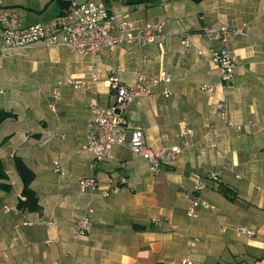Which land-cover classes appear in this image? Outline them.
Instances as JSON below:
<instances>
[{"label":"crops","instance_id":"crops-1","mask_svg":"<svg viewBox=\"0 0 264 264\" xmlns=\"http://www.w3.org/2000/svg\"><path fill=\"white\" fill-rule=\"evenodd\" d=\"M106 5L111 12H129L137 25L164 22V42L121 43L87 55L38 45L0 54V109L14 114L0 124V159L10 184L9 191L0 189V264H186L182 259L264 264V0H110ZM0 8L28 26L65 13L69 0H0ZM208 25L245 31L229 33L236 65L224 86L202 31ZM184 34L191 46L181 53ZM114 67L126 85L140 72L165 70L172 76L123 114L126 139L139 128L151 150L178 143L181 125L194 129L192 146L159 171L123 145L95 167L89 153L78 151L91 101L113 103L108 78ZM70 78L90 89L74 88ZM61 81V95L52 105ZM203 83L217 87L205 93ZM220 100L229 126L215 107ZM15 157L34 174L30 187L39 211L17 207L23 181ZM55 159L63 173L54 170ZM120 162L126 183L105 194L118 182ZM88 174L99 180V189H79L78 177ZM196 177L206 184L199 195L212 207H198L189 217L184 189L192 190ZM88 208L91 225L73 242V220ZM223 224L245 225L255 234L222 232Z\"/></svg>","mask_w":264,"mask_h":264},{"label":"built area","instance_id":"built-area-1","mask_svg":"<svg viewBox=\"0 0 264 264\" xmlns=\"http://www.w3.org/2000/svg\"><path fill=\"white\" fill-rule=\"evenodd\" d=\"M163 27L164 22H146L137 25L129 12L122 14L111 12L104 2L69 0V8L65 13L56 15L46 22L28 26H20L11 10L0 8V54L38 45L41 47H65L69 51L87 55L121 43L137 45L162 43L165 40ZM202 31L211 42L208 48L209 55L215 65L217 78L224 86L233 79L236 65L235 50L229 39V33L245 34V31L242 28L231 30L225 25L204 26ZM180 44L181 53L191 46L188 34L181 37ZM119 71L118 67H114L108 78V86L114 97L113 103L104 106L94 100L91 101V116L86 123L85 138L79 145L78 151L89 153L92 157V166L95 167L103 160L113 159L114 147L123 145L133 154L146 160L152 171H159L161 164L175 162L184 150L192 146L191 138L195 131L188 125H181L178 132L179 142L157 150H151L145 145L144 133L139 128L131 129L129 138L126 139L125 131L128 126L123 114L128 106L137 99L151 97L154 87L159 83L168 84L172 80V76L165 70H161L155 75L140 72L132 84L126 85L122 82ZM96 78V75L92 74V79L96 80ZM67 82L74 88L83 86L85 89H90L89 84H81L77 79L70 78ZM63 84L64 82L61 81L54 87L52 105L60 97ZM216 87L215 83L200 85V89L205 93L214 92ZM164 94H170L168 87L164 88ZM215 107L220 117L225 121V126H229L230 122L227 120V108L224 101H217ZM236 127L240 128L239 125ZM213 132L217 133L216 128L213 129ZM53 167L56 172L63 173V167L57 159L53 160ZM123 167L124 162H120L121 171L118 175V182L109 189H104L105 194L117 192L126 183ZM78 187L81 191H94L101 186L94 175L88 174L78 177ZM205 189L206 184L200 177L194 179L192 190L184 189V197L188 201L187 215L189 217L196 216L198 207L204 209L212 207L199 195ZM90 213L91 209L88 208L85 213L73 220V242L85 235L89 229L91 225ZM47 223L55 224L56 221L50 220ZM228 229L237 236L250 237L255 234L253 229L245 225L228 226L223 224L220 226L222 232H226ZM181 263L191 264V261L182 259Z\"/></svg>","mask_w":264,"mask_h":264},{"label":"trees","instance_id":"trees-1","mask_svg":"<svg viewBox=\"0 0 264 264\" xmlns=\"http://www.w3.org/2000/svg\"><path fill=\"white\" fill-rule=\"evenodd\" d=\"M195 2H198L200 0H193ZM14 114L9 111H5L3 109H0V124L7 118L13 116ZM15 162V168L18 174L20 175L22 181H23V186L21 190V195L23 198L19 199L17 202V207L19 209H27V210H35L39 211L41 209L39 203H38V198L34 191L30 187V182L34 178V174L31 171L29 167L26 166V164L18 157H15L14 159ZM7 174L4 168V165L0 159V189L9 191L10 190V184L6 182L7 180ZM221 191L225 194L228 195L224 189H221Z\"/></svg>","mask_w":264,"mask_h":264},{"label":"rangeland","instance_id":"rangeland-1","mask_svg":"<svg viewBox=\"0 0 264 264\" xmlns=\"http://www.w3.org/2000/svg\"><path fill=\"white\" fill-rule=\"evenodd\" d=\"M101 1L105 2L106 4H108V2H109L110 0H101Z\"/></svg>","mask_w":264,"mask_h":264}]
</instances>
